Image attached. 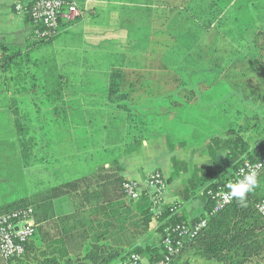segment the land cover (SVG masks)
Returning a JSON list of instances; mask_svg holds the SVG:
<instances>
[{"label": "crops", "instance_id": "0c3cea01", "mask_svg": "<svg viewBox=\"0 0 264 264\" xmlns=\"http://www.w3.org/2000/svg\"><path fill=\"white\" fill-rule=\"evenodd\" d=\"M17 1L27 7L33 0H0V143L2 145L16 140L11 107L30 106L29 100L22 99V94L19 92L23 90L18 84L29 83L24 86L30 87L31 77L42 76L47 72L55 74L49 69L51 64L49 53L45 56L41 51L45 46L48 49L50 46L52 50L51 60L55 68L63 71L58 66L60 60L57 50L67 47L71 40L78 44L75 51L81 53L89 49L104 48L111 53L123 54L129 42V33L121 29L119 25L107 26L100 22H89L97 17L105 16L107 12L117 14L121 12V7L124 5L118 4L111 7L112 4L103 0H73L82 11L81 18L70 25L62 24L60 33L51 43L43 46L35 45L29 40L31 26L27 16L14 11ZM230 6L232 10L228 11L229 18L225 17L227 14L224 12L220 20L213 24L208 32L205 34L201 32L199 37L191 36L189 41L193 47L190 52L180 54V59L189 61V67L175 69V74L186 81L185 85L179 88H189L192 93H195L190 95L188 105L185 99H175L174 102L179 106L174 107L178 109L177 111L171 112L169 104L164 105L166 114H162L163 110L158 111L159 119L155 121V124H165V121H168L181 125L180 132L174 136L178 144H182V148L178 146V157L176 158L172 152L166 153L169 166L161 167L160 164L165 160H159L157 168L151 172L141 170L133 172L121 166L105 163L98 170L81 178L53 187L67 186L72 189L63 190L61 196L49 199L45 220L41 219L38 212L35 213L36 234L40 233L49 240V243H36L40 253L29 254L27 258L20 261L21 264H90L86 263L87 256L95 251L90 246L91 237L93 236L94 239L95 236H109L100 223L110 221L112 224L118 217V213L116 209L112 213L110 207L124 202L117 196L118 178L135 181L142 187L147 174L160 172L167 180L160 211L175 205L174 214L189 224L194 223L206 213L207 199L202 196L204 187H198L194 193L190 188V193H185L184 189L191 186L192 182L195 183L192 179L197 170L213 166L227 156L229 150L225 143L230 139L227 133L230 123L235 122L239 125L242 122L240 118L244 116V118L264 117V0H238L236 7ZM126 9L129 12L133 11L130 6ZM148 9H151L153 17H157L153 22L157 23L158 28L159 25H163V31L170 29V26L164 25V18L169 12L166 5L159 3ZM175 13L189 19L181 8L176 9ZM176 27L180 26L176 23ZM198 27L195 26L197 30H200ZM178 38L180 39L181 36L178 35ZM82 70L79 67L77 70H67L64 75L63 72L56 74L64 77L63 79L67 82L62 89L61 101L56 103L62 104L64 109L62 124L66 126V133L70 131L72 142L62 143L61 140H65L67 136L58 139L56 135H52L49 139L53 141L51 162H59L61 159L59 149H65L70 155L68 150L71 148L76 151L72 153L75 155L83 147L74 143L75 133L80 132V127L84 129L90 121L84 112H77V117H74L73 108H84L86 105L82 101L87 100L79 96L75 99L71 93L74 85L77 84V87H80L78 80L74 77L81 75ZM21 76L26 79L21 81ZM68 88L72 90L69 91ZM29 89L26 88L25 91ZM142 106L148 105L144 102ZM110 116L115 118L118 114L110 109ZM152 119L150 115L143 117L142 129L152 123ZM99 130L104 132L107 128L99 127ZM112 132L119 134L129 132V129L115 128ZM141 135L140 140L137 139L140 142L139 150L148 149L147 136L144 133ZM121 140L122 138L119 139V143ZM100 144L99 148L103 150L108 147L115 149L118 145H108L105 142ZM124 145L127 146L126 144L121 146ZM2 152L4 149L0 150V154ZM213 183H219V179ZM138 205L139 203L130 204L132 214H138ZM97 224L100 225L95 228ZM115 226H110L108 232L116 233ZM157 227L158 222L152 220L148 228L151 236L149 237L148 233L145 239L141 238L142 240H138L135 244L139 241L142 247L158 244ZM90 229L92 231H89ZM100 242L103 240L101 239ZM126 245L127 243H124L123 247ZM104 249L93 252L92 258L96 260L95 264H118L126 257L123 254L124 251L116 254L115 249L109 251L107 248ZM0 264H7L1 256ZM174 264L222 263L206 259L193 251H187L176 258ZM251 264H264V261L253 260Z\"/></svg>", "mask_w": 264, "mask_h": 264}, {"label": "trees", "instance_id": "16d2710c", "mask_svg": "<svg viewBox=\"0 0 264 264\" xmlns=\"http://www.w3.org/2000/svg\"><path fill=\"white\" fill-rule=\"evenodd\" d=\"M103 1L112 4L111 7L118 4L124 5L121 7V12L117 14L107 12L105 16H101V20L107 21L109 24H117L129 33L126 52L107 55V59L112 60L113 64L104 76L105 90L108 93L107 99L111 109L118 114L113 119L123 116L126 118L125 124L128 125L129 129L142 127L143 117L149 115L151 119L154 118L151 122L155 124V121L159 119L157 117L159 110H163L162 114H166L164 105L169 104L171 112L177 111L178 109L174 107L179 106L178 103L174 102L175 99H185L188 105L190 95L195 93H192L189 88H179L184 86L186 81L175 74V69L180 68L174 64L175 60L180 59V54L190 52L193 44L189 40L192 37H199L201 32L204 34L208 32L212 25L220 20L230 5L232 7L238 5V0ZM159 3L166 5L169 10L166 18H164V25L167 26L175 16V10L181 8L192 21L185 19L186 22H190V26L185 23L182 27L167 29L166 31H163V25H159L158 28L157 23L153 22L157 17H153L154 14L148 8ZM250 3L252 4V1ZM30 6L31 4L26 7L27 11H29ZM129 6L132 7V12L126 9ZM25 15L31 26L29 16ZM237 15L238 13L235 19ZM59 23L57 35L60 33L63 24L62 21ZM195 26H199L200 30H197ZM176 29L181 30L177 31ZM178 35L181 36L180 39ZM54 39L49 42L32 43L39 46L47 45ZM185 62L184 68H188L189 61L185 60ZM63 78L59 75L49 76V73L31 77L30 87L23 86V91L20 90L21 92H19L22 94V99L29 100L30 106L11 107L10 109L13 115L16 140L12 143L6 142L5 145L0 143V150L3 151L4 149V152L0 154V216L32 207L34 215L38 212L41 219L45 220L49 208V199L61 196L63 190L72 189L67 186L49 189L46 184L43 186L36 184V188L33 190H30V187L25 188L28 183L26 180L30 179L28 168L33 166L34 158H37L34 157L36 153L33 152L36 148L35 140L29 137L31 131L35 132L33 127L37 126L31 122L29 124V116H32V119L34 115L37 118L48 119L50 112H53L54 116V112L59 109H62V117L64 116L62 104L56 103V101H61L62 89L67 83ZM26 88L30 89L26 92ZM144 102L148 106L143 107L142 103ZM244 117L240 118L242 122L239 125H236L235 122L228 125L227 133L230 139L225 143L229 150L227 156L213 166L197 170L192 179L195 180V183L192 182L191 186L184 189L185 193H190V189L194 193L198 187H204L202 196L207 199L208 208L203 216L192 224L186 223L174 214L176 206L173 205L159 210V216L154 218L150 212L151 204L145 192L141 193L137 201L129 200L122 190V185L127 180L118 178L116 187L119 193L117 196L124 202L110 207L112 213L115 209L118 213V217L112 224L110 221L98 222L102 224V229L109 236H95L94 239L92 236L90 240L92 249L95 251L104 248H107L108 251L115 249L116 254H119V251H124L123 254L126 257L124 256L123 261L118 264H124L132 254L138 255L145 264H153L161 260L165 254L161 240L166 236L165 231L167 229L183 224L190 226V233H193V226L205 219V226L194 237H186L184 247L176 258L187 251H193L206 259L222 264H251L253 260L264 261V220L256 210V204L264 200V170L258 176L259 187L247 197V207H241L233 198L231 203L219 213L213 216L207 215L214 205L211 194L219 189L228 191L225 186L234 179L235 173L243 161L248 160L254 163L264 155V117ZM167 122L165 121V123ZM141 137V134L137 135L136 141L137 139L140 140ZM52 143L50 140L49 147ZM36 161L44 163L43 159ZM217 179H219V183L214 184L213 182ZM165 182L167 183L166 179ZM26 189L28 192L25 191ZM131 203H139L138 214H132L133 211L129 208ZM152 220L158 222L156 229V234L159 236L158 244L142 247L141 238L145 239L148 235L149 224ZM100 224H97L95 228ZM113 225H116L117 232H108L109 227ZM150 236L151 233H149ZM101 239L103 242H100ZM138 240L140 241L135 244ZM36 243L48 244L49 240H46L40 233L36 234L35 230L34 235L25 245L23 256L6 263L21 264L20 261L27 258L29 254L40 253ZM124 243H127L126 247H123ZM126 249L130 250L127 251ZM89 250H91L90 247ZM93 252L87 256L86 263L95 264L96 260L92 258Z\"/></svg>", "mask_w": 264, "mask_h": 264}, {"label": "rangeland", "instance_id": "374dc122", "mask_svg": "<svg viewBox=\"0 0 264 264\" xmlns=\"http://www.w3.org/2000/svg\"><path fill=\"white\" fill-rule=\"evenodd\" d=\"M229 10H232L231 6L225 10L227 14H225V17H230V13H228ZM101 19V17H97L89 22H100L102 24H107V26H111L109 22ZM176 23L180 27L185 23H187V25L190 24L185 21L184 15L176 14L167 26H170V29H172L175 28ZM63 25L70 24L63 22ZM70 42L71 43L67 47L57 50V55L60 60L58 66L60 69L62 68L63 71H59L55 68L53 61L51 60L53 54L50 46L49 49L45 46L41 51L45 56L49 53V60L51 61L49 69L55 72V74L47 72L49 73V76H55L62 72L64 75L67 70H77L79 67L83 69L81 75L74 77L78 80L80 87H77V84L74 85L73 91L71 92L75 99L79 96L80 98L84 97V99L87 100L82 101L86 105L84 108H73L75 111L74 117H77V112H84L87 114V118L90 121L89 124L87 123L84 126V129L80 127V132L76 131L75 133L76 141L74 143H77L80 146L83 145V147H81L79 152L75 155H72V153H75L76 151L71 148L68 150L70 155H68L65 149H59V151H61V159L59 162H51L52 159L50 158V155L53 152V146L51 144L49 147V139L52 135H56L58 139L61 137L66 138L67 136L65 140H61L62 143L72 142V136L69 134L70 131L66 133V126L65 124H62V109L56 110L54 116L52 114L53 112H50L48 119L37 118L36 115H34L32 119V116H29V124L31 122V124L37 126L35 128L33 127L35 132L31 131L29 133V137H32L35 140L36 148H34L33 152L36 153L34 154V157L37 158H34L33 166L28 168L30 179L28 178L26 180L28 183L25 185V188L28 189L30 187L29 189L33 190L36 188V184L42 186L43 184H46L50 189L59 184L71 182L73 179L81 178L90 172L96 171L105 163L121 166L133 172L140 170L143 172H151L157 168V161L159 160H165L166 162H162L160 164L161 167L169 166L170 163L165 154L172 152L177 158L178 146L182 148V144H178L174 139V136L180 132L181 125L176 122H167L165 124L150 123L144 129H142V127L129 129L128 125L125 124L126 118L123 116L117 119L111 118V107L109 100L107 99L108 93L105 90L104 76L113 64L112 60L107 59V55L116 53L105 51L104 48H96V50L89 49L88 51L85 50L83 53L76 52L75 50H77L78 44L73 40ZM126 49L127 47L123 52L126 51ZM82 57L83 59H81ZM174 64L180 68L186 66V62L183 59L175 60ZM24 79L26 78L21 76V81ZM25 84L29 83H19L18 86L22 88ZM68 90L71 91L72 88H68ZM18 96H20V94H18ZM59 108L61 107L59 106ZM99 111H101V114H99ZM99 127L107 128V130L101 132ZM115 128H128L129 132H120L119 134L112 132V129ZM62 131H64L63 134ZM142 133L147 136L146 139L149 142V148L139 150L140 142H137L135 137ZM41 138H43V140H41ZM121 138L123 141L121 140V143H119V139ZM100 142H105L108 145H118L115 149L108 147L103 150L102 148H99L101 145ZM182 142L187 143L186 141ZM122 144H126L127 146H121ZM96 147H98V149ZM37 159H43L44 163L37 162ZM32 186L33 188H31ZM27 189L25 190L26 192H28Z\"/></svg>", "mask_w": 264, "mask_h": 264}, {"label": "built area", "instance_id": "2783aa9c", "mask_svg": "<svg viewBox=\"0 0 264 264\" xmlns=\"http://www.w3.org/2000/svg\"><path fill=\"white\" fill-rule=\"evenodd\" d=\"M17 14H27L31 20V38L34 43L49 42L54 39L59 31V22L73 24L82 16V11L73 0H33L29 11L20 1L14 6ZM255 170L257 177L264 170V155L256 162L243 161L238 167L234 179L235 182L241 178L242 172ZM225 188H227L225 186ZM166 189L164 176L160 172H152L145 178L141 187L135 181H126L122 185L124 195L131 201H137L141 193L145 192L149 198L153 217L159 216V209L162 197ZM228 191L219 189L211 194L213 207L207 213L213 216L231 203L233 198L225 195ZM256 210L264 220V200L256 204ZM206 220L202 219L193 226V233H190V226L180 225L167 229L166 236L161 240L164 256L153 264H174L176 257L184 247L186 237H194L198 231L205 226ZM35 233L34 211L32 207L21 209L12 213L0 216V256L5 262L19 259L25 252V245ZM124 264H145L136 254L130 255Z\"/></svg>", "mask_w": 264, "mask_h": 264}, {"label": "clouds", "instance_id": "9594fccd", "mask_svg": "<svg viewBox=\"0 0 264 264\" xmlns=\"http://www.w3.org/2000/svg\"><path fill=\"white\" fill-rule=\"evenodd\" d=\"M243 173L241 178H238L235 182L228 183L226 187L228 192L226 196L236 199L241 207H247V197L250 193L254 192L259 187V180L255 170H249Z\"/></svg>", "mask_w": 264, "mask_h": 264}]
</instances>
